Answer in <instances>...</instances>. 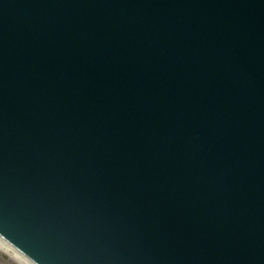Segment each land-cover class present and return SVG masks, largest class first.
Returning a JSON list of instances; mask_svg holds the SVG:
<instances>
[{
  "label": "water",
  "instance_id": "95a60500",
  "mask_svg": "<svg viewBox=\"0 0 264 264\" xmlns=\"http://www.w3.org/2000/svg\"><path fill=\"white\" fill-rule=\"evenodd\" d=\"M0 234L264 264V0H0Z\"/></svg>",
  "mask_w": 264,
  "mask_h": 264
},
{
  "label": "bare ground",
  "instance_id": "6f19581e",
  "mask_svg": "<svg viewBox=\"0 0 264 264\" xmlns=\"http://www.w3.org/2000/svg\"><path fill=\"white\" fill-rule=\"evenodd\" d=\"M0 248L8 252L9 255H11L18 263L20 264H32L29 261H27L25 258H23L17 251H15L11 246L6 244L0 239Z\"/></svg>",
  "mask_w": 264,
  "mask_h": 264
},
{
  "label": "rangeland",
  "instance_id": "374dc122",
  "mask_svg": "<svg viewBox=\"0 0 264 264\" xmlns=\"http://www.w3.org/2000/svg\"><path fill=\"white\" fill-rule=\"evenodd\" d=\"M0 264H20L12 256L5 253L3 249L0 248Z\"/></svg>",
  "mask_w": 264,
  "mask_h": 264
}]
</instances>
